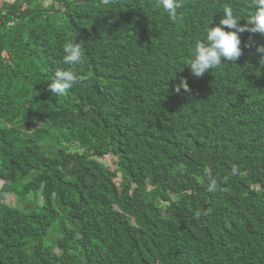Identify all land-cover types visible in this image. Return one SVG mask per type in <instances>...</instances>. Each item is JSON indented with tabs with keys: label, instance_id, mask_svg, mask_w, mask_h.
<instances>
[{
	"label": "trees",
	"instance_id": "trees-1",
	"mask_svg": "<svg viewBox=\"0 0 264 264\" xmlns=\"http://www.w3.org/2000/svg\"><path fill=\"white\" fill-rule=\"evenodd\" d=\"M156 2L0 0V264H264V35L200 77L183 65L250 0H184L175 22ZM73 38L82 66L63 63Z\"/></svg>",
	"mask_w": 264,
	"mask_h": 264
},
{
	"label": "clouds",
	"instance_id": "clouds-1",
	"mask_svg": "<svg viewBox=\"0 0 264 264\" xmlns=\"http://www.w3.org/2000/svg\"><path fill=\"white\" fill-rule=\"evenodd\" d=\"M106 2V0H105ZM184 6V0H157L156 7L162 8L171 21L180 18L179 9ZM249 7L253 9L247 16V24L241 26V16L235 14L231 7L223 9V16L219 24L208 27L202 40H197L187 65L193 75L200 77L206 71L220 67L224 62H235L242 55L240 34L245 31L264 35V0H250ZM250 26V27H249ZM231 29V31L226 30ZM250 46V45H246ZM256 51L262 55L261 66H264V45L257 46ZM63 63L69 66L85 64L83 45L75 38L67 41L63 46ZM82 79L72 68L57 70L48 90L52 94L63 95L72 89ZM190 91L185 79H181L175 90ZM198 215L200 213H197ZM207 215V213H204Z\"/></svg>",
	"mask_w": 264,
	"mask_h": 264
},
{
	"label": "rangeland",
	"instance_id": "rangeland-1",
	"mask_svg": "<svg viewBox=\"0 0 264 264\" xmlns=\"http://www.w3.org/2000/svg\"><path fill=\"white\" fill-rule=\"evenodd\" d=\"M52 149H55V147H54V145L52 144H50L49 145ZM71 149L72 150H81V148H80V146L78 145V144H72L71 145ZM102 163H104V164H107V165H110V166H115V163H114V160L111 158V157H106L104 160H102ZM0 185H1V182H0ZM14 197L13 196H11L8 200H7V202L10 204V205H14ZM39 202H41V201H39ZM55 223L54 224H52V227H51V229L49 230V232H48V235L46 236V239H45V242L46 243H48V242H51L52 241V237L55 235Z\"/></svg>",
	"mask_w": 264,
	"mask_h": 264
}]
</instances>
